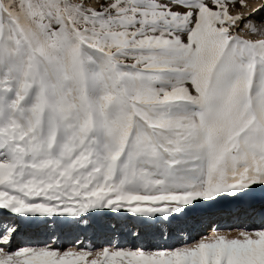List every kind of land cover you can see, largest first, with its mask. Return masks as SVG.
<instances>
[{
    "label": "snow or ice",
    "instance_id": "1",
    "mask_svg": "<svg viewBox=\"0 0 264 264\" xmlns=\"http://www.w3.org/2000/svg\"><path fill=\"white\" fill-rule=\"evenodd\" d=\"M245 7L0 0V264H264V5ZM221 202L260 227L180 236ZM97 229L130 239L96 250Z\"/></svg>",
    "mask_w": 264,
    "mask_h": 264
},
{
    "label": "rangeland",
    "instance_id": "2",
    "mask_svg": "<svg viewBox=\"0 0 264 264\" xmlns=\"http://www.w3.org/2000/svg\"><path fill=\"white\" fill-rule=\"evenodd\" d=\"M245 3L248 5V7L245 8H240L238 9L239 11L244 12L245 14L253 9L259 8L261 7V5H264V0H245ZM261 16H264V12H262L260 14ZM220 205V206H219ZM218 206L214 207L212 209V216H211V220H209L208 222L205 223H201L200 224V231L199 232H195L194 230L192 231H187L189 232L188 236H185L187 234V232H183L180 235H184L182 238L184 240H188L189 237L191 238H195V239H200L201 235H204V230H207L208 228L212 227L213 223H217L216 225L219 224V222L223 223V228H229L228 232L226 233L230 238L232 237H236L238 235V230L244 227H248V228H253V229H258L260 227V221L258 222L259 219H248L245 217H242L241 219L236 217L233 213L236 211V206L233 204H228L227 202H221V204H219ZM235 206V207H234ZM217 209H221L222 211H217ZM230 216H232V219H230V221L228 222V219L230 218ZM231 229V230H230ZM233 229V230H232ZM97 231V230H96ZM198 231V230H197ZM95 233V232H94ZM93 234L92 230L87 231L84 234L80 235V238L82 241L85 240L84 244H88V245H95L96 250H101L102 247H106L108 246V240L106 241V238L108 239H112L113 241L115 240V238H117L116 236L111 237L109 235H107L108 237H106L105 239L102 237L103 234L101 232L97 233L98 235L95 236V238L91 237L90 235ZM101 235V236H100ZM211 234H207L205 233V237H209ZM25 236L26 235H22L21 237H19V243L21 245L24 244H30L33 243L31 241V239L28 242H25ZM43 238V237H42ZM130 238H125V240L120 239V243L121 244H125L126 242L129 240ZM169 243L171 244H176L177 246H179V239L173 238V240L169 241ZM65 247H69L70 245L68 244L67 241H65ZM95 256V252L93 253V257Z\"/></svg>",
    "mask_w": 264,
    "mask_h": 264
},
{
    "label": "bare ground",
    "instance_id": "3",
    "mask_svg": "<svg viewBox=\"0 0 264 264\" xmlns=\"http://www.w3.org/2000/svg\"><path fill=\"white\" fill-rule=\"evenodd\" d=\"M220 206V205H219ZM235 207V206H234ZM238 218H242V217H238ZM230 219H232V216H230V218L228 219V222L230 221ZM258 222H259V220H258ZM200 224L201 223H195L190 229H189V231H192V230H194L195 232H199L201 229V227H200ZM217 223H213V225H212V227H210V228H208L207 230H204L205 232H204V235H201V236H204L205 237V233H207V234H214L213 233V229H216V228H218L223 234H226L227 232H228V229L229 228H223V227H220V226H223V223H221V222H219V224L218 225H216ZM200 227V228H199ZM198 230V231H197ZM231 230V229H230ZM233 230V229H232ZM99 232H101L102 234H103V238L105 239L106 237H108L102 230H100V229H97V231H95V233L93 232V234H91L90 235V238L91 237H93V238H95V236L96 235H98L97 233H99ZM187 232V231H186ZM24 235H26L25 236V242H28L30 239H31V241L32 242H34L35 241V237H33L32 236V234L31 233H27V234H24ZM189 235V232H187V234L185 235V236H188ZM227 235V234H226ZM101 236V235H100ZM181 237H183L184 235H180ZM112 237V236H111ZM117 238H115V240H114V242H120L119 240L120 239H124L125 240V238L126 237H124V236H116ZM208 237V236H207ZM207 237H205V238H207ZM190 238V237H189ZM29 239V240H28ZM42 239V238H41ZM81 239V238H80ZM107 240H109V237H108V239L106 238V241ZM187 240V239H186ZM30 242V241H29ZM83 242H85V240L83 241ZM86 245H88V244H86ZM104 247V246H103Z\"/></svg>",
    "mask_w": 264,
    "mask_h": 264
}]
</instances>
